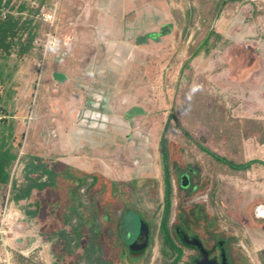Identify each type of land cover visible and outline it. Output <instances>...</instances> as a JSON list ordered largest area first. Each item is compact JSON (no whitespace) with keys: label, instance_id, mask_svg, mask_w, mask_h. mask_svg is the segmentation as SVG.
<instances>
[{"label":"rangeland","instance_id":"obj_1","mask_svg":"<svg viewBox=\"0 0 264 264\" xmlns=\"http://www.w3.org/2000/svg\"><path fill=\"white\" fill-rule=\"evenodd\" d=\"M25 1L37 5L36 0ZM88 1L49 0L40 8L37 15L42 27L39 37L34 42V48L21 59H18L15 53L7 60L0 58V62L7 61L2 73H0V117L4 116L3 119L10 120L6 115L14 114L17 119L20 116L24 117L25 124H28L27 120L32 112V99L38 86L41 63L45 56L46 33L49 30V25L43 20L42 13L60 3L57 19L61 17L62 22H64L66 21V14H62V11L71 7L74 9L77 7V11H80L85 3H89ZM98 1L90 0V3L95 4ZM215 2L216 0H147V2L134 0V7L143 3H151L156 7L155 11L161 15L158 19H152L151 9H148L145 16H147L148 22L153 24L152 29L160 31V35L155 40L149 37L147 46L135 48L132 53L134 58L131 66L120 68L122 72L118 77L116 76L115 80H117L118 86L124 90L122 94L118 93L122 91H116L115 97L120 94L116 101L119 107L120 104L123 106L122 103H125L122 110L129 107L132 109V116L137 118V120L132 121L133 124L135 122L140 129L148 132L151 143L154 137L163 133L169 112H174L175 118L170 120V125L166 131V136L172 141L174 148V153L169 154L168 163L172 166L173 154L176 153L177 158L181 161L180 165L183 163L198 165L199 174L193 176V179L195 182L199 180L201 185L196 192L198 197L195 199L196 201H204L207 198L205 201L209 206L208 210L217 218L216 231L219 232L217 236H221L224 232L228 238L235 237V241L248 255L252 264H264V229L257 227L252 215L253 204L257 201H264V164L254 163L246 170H233L228 165L221 164L199 147V145H203L235 162L250 160L264 162V89L258 90L257 97L250 98L251 100L248 97L250 91L244 95L243 91L239 90L240 93L238 91L237 95L231 96L232 86L223 82L222 77H217L218 73L225 68V64L219 60V55L221 51L225 50V46L238 40L236 37L223 42L209 54L200 53L201 56L194 61L196 63L209 61L210 65L206 71H195L193 59L189 63L186 62L189 56L190 42L194 48L199 45L209 30H221L222 28L216 26L215 23L225 12L229 14L227 19L232 18L233 21V23L228 24V28L232 26L236 28L241 24L243 25L242 13H244L245 8L248 6L251 9L254 8L251 12L255 13V18L245 21L247 35L239 41L249 43L253 47V41L259 36L264 39V0H230L217 17L215 16L218 8H216ZM189 7L195 8L194 26L190 29L188 39H185L183 36L185 21L183 19L185 18V11ZM143 11L146 12L145 9ZM77 13H75L74 19L82 17L80 15L77 17ZM97 16L98 14L95 12L90 15L93 24L98 23L99 18ZM129 16L134 17V13H130ZM163 24H170L169 29L163 30L161 28ZM98 27L100 28V26ZM149 28L151 29V27ZM56 29L55 24V35ZM58 29L59 32L63 31L62 34L67 33V29L64 30L59 26ZM240 32L245 31L241 30ZM195 33L196 37L192 40ZM58 44L59 39L56 42V49H59V47L57 48ZM173 47L176 48L171 51ZM55 48H50L49 52L54 54ZM259 51L258 48L254 54L253 50L250 58L254 59ZM260 56L261 58H255L256 66L260 63L264 66L263 46ZM49 60L48 58L46 61V67ZM76 76V78L72 77L71 79L74 83L81 81L78 76H82V74L79 73ZM86 76L96 77V73ZM42 81H45V75H43ZM94 83L95 81L92 82V84ZM12 96L14 98H11ZM53 109L59 114L57 106ZM22 131V136L14 140L13 144L25 162L32 157H42V155L46 157L48 162L77 158L79 161L88 162V167H91L90 170H93L92 168H98L101 171L110 169V176L112 175L117 180L130 182L133 189L128 186L129 198L131 197L134 206L151 218L153 227L152 246L142 264H166L170 261L171 258L166 257L162 251V236L158 232L163 215V176L160 162L157 161L159 160L156 155L158 154L157 149H149L156 155H154L152 171L157 183H151L150 180L148 183L139 180L138 186L131 180L138 172L134 161L129 159L123 149L116 147L112 149H69L66 152L61 149H43V146L40 145L36 149L33 147L23 149L26 137H28L25 125ZM31 132L32 130L29 129L28 133ZM56 143L59 144L58 140ZM178 149L181 151L178 152ZM169 152L171 153V151ZM171 174L174 183L172 171ZM22 178L24 181V177ZM214 180L217 187L214 199H212L211 188ZM9 189V183L0 185V206L4 204L7 195L11 197ZM180 194L183 195L184 192L180 191ZM175 196L174 193L170 224L173 220L176 204ZM199 196L202 197L199 198ZM15 203V207L22 209V213L25 214L23 206H26V202L23 204V202L16 201ZM25 216V218L17 221L12 220L6 225L7 233L3 238L5 239V246L12 253V262L14 264H49L51 262L50 264H52L55 261V252H58L60 248L54 239H47L40 233V230L43 226L50 227V225L55 224V219L52 221L50 219V222L43 221L42 224L30 219L27 215ZM13 222L14 225L11 227ZM126 223L130 232L137 230L138 223L135 215L128 214ZM200 223L204 227L206 221L201 220ZM5 246L2 247L0 241V255L3 254L2 251ZM170 253L171 251L168 250V255ZM189 254L191 251L185 249L182 258L188 259L187 255Z\"/></svg>","mask_w":264,"mask_h":264},{"label":"crops","instance_id":"obj_2","mask_svg":"<svg viewBox=\"0 0 264 264\" xmlns=\"http://www.w3.org/2000/svg\"><path fill=\"white\" fill-rule=\"evenodd\" d=\"M133 1L99 0L98 3L92 4L89 0V3H85L80 11H77V7L62 11V14H66V21L62 22V18L59 17L56 23V37L59 39L57 48L59 47V49L55 48L54 54L49 52L46 55L44 65L40 71L38 86L32 99V112L27 120L28 126L22 116L17 119L14 114L6 115L10 120L3 119L4 116L0 117V128H6L9 124L12 125V138L14 140L22 136V128L25 125L28 137H26L23 149H30V147L36 149L40 145L43 146V149H61L63 151H69V149H112L113 147L124 150L126 149L125 138L127 134L123 133L116 136L115 126L111 125L115 123V120L118 121L117 124L122 123L129 131L139 130L145 137L148 149H157V153L161 149L160 140L163 133L154 137L151 143L148 132L140 129L135 122L133 124L132 121L137 120V118L132 116V109L129 107L130 109L122 110L125 103H122L123 106L120 104V108L116 102L117 97L124 90V88L118 86L117 80H115L116 76L118 77L122 72L120 68L131 66L134 58L132 53L135 48L147 46L146 43L149 37L155 40L160 35V31L152 29L153 24L149 23L147 16H145L148 9H151L152 19H158L161 15L155 11L156 7L151 3H143L138 7H134ZM141 1L143 2V0ZM144 1L147 2V0ZM59 7L60 3H58ZM144 9L146 12L143 11ZM93 12L98 14L99 20L96 24H93V20L90 18ZM75 13L78 14L77 17L79 15L82 17L74 19ZM130 13H134V17H130ZM228 15V12H225L223 16L221 15L217 19L215 25L222 29L216 30L223 35L224 42L232 37H236L238 40L231 42L225 46V50L221 51L219 60L225 64V68L218 73L217 77H222L223 82H227L229 86H232L231 96L237 95L239 90H242L244 95L247 91H250L248 97L252 99L257 97L258 90L264 89V66L262 63L258 66L255 65V58H261L264 39L259 36L253 41V47L249 43L240 42L239 40L244 39L247 35L246 23L242 19L243 25L228 28V24L233 23L232 18L227 19ZM58 26L64 30L67 29V33L62 34L63 31L59 32ZM169 27L170 24H163L161 28L168 30ZM240 29L245 32L241 33ZM175 48L173 47L171 51ZM258 48L260 51L257 56L251 59L250 54H253V50L255 54ZM200 56L201 54L193 58V66L195 71L204 72L209 67L210 62L196 63L194 60H198ZM48 58L50 60L46 67L45 64ZM55 72H61L65 75V78L57 80L53 76ZM84 72L85 75L83 76ZM79 73L82 74V76H78L81 81L74 83L71 79L72 77L76 78ZM93 73H96V77L86 76ZM43 75H45V81H42ZM93 81H95L94 84H92ZM116 91L122 92H118L120 94L115 97ZM56 106L59 108V114L53 109ZM90 108L98 111L95 116L88 115L91 112ZM106 108L109 109L113 119L108 126L109 139L104 138L103 140V136L100 137L92 132L97 127L98 114H102L106 111ZM103 122L105 123L106 120L103 119ZM29 129L32 130L31 133H28ZM57 140L59 144L56 143ZM156 155L158 156V154ZM42 157L46 159L44 155ZM60 160L76 167L91 169V167H88V162L79 161L77 158H70L71 161ZM157 161L159 162V160ZM92 169L105 174L111 173L110 169L104 171L98 168ZM112 178L117 180L114 177ZM19 202L24 204L25 200ZM23 207L25 209V206ZM20 210L22 211V209ZM25 215L27 214L25 213Z\"/></svg>","mask_w":264,"mask_h":264},{"label":"trees","instance_id":"obj_3","mask_svg":"<svg viewBox=\"0 0 264 264\" xmlns=\"http://www.w3.org/2000/svg\"><path fill=\"white\" fill-rule=\"evenodd\" d=\"M36 1L37 5L25 0H0V58L3 60H7L14 53L21 59L34 48V42L39 37L42 27L37 15L40 8L49 0ZM229 1L216 0L215 6L218 11L215 17ZM252 10L254 8L251 9L249 6L245 8L242 13L243 21L255 18ZM194 11V7H189L185 11L183 19L185 39H188L190 29L194 26ZM195 37L196 33L192 40ZM223 42L222 34L214 29L209 30L196 47L193 48L190 42L186 62L189 63L201 52L210 53ZM5 62H0V73ZM173 118L175 114L171 112L160 140L165 160L169 159L168 149H174L172 141L166 136L170 120ZM12 137L11 124L6 128H0V185L9 182L10 167L19 155ZM199 147L233 170H246L254 163L264 164L260 160L235 162L203 145ZM170 176L171 171L167 165L163 209L165 216L161 227L164 241L173 242L168 226L172 204ZM23 177L22 183H12L11 198L14 201L25 200V213L38 223L43 224V221L55 219V224L50 227L43 226L40 230L47 239H54L60 248L55 252V261L52 264H142L152 246L153 233L147 250H130L128 247L133 235L131 233H134L128 230L126 223V217L130 214L129 207H133L128 192L129 187L133 189L130 182L115 180L104 172L76 167L65 161L48 162L47 159L38 156L25 162ZM216 187L214 180L211 188L212 199Z\"/></svg>","mask_w":264,"mask_h":264},{"label":"flooded vegetation","instance_id":"obj_4","mask_svg":"<svg viewBox=\"0 0 264 264\" xmlns=\"http://www.w3.org/2000/svg\"><path fill=\"white\" fill-rule=\"evenodd\" d=\"M90 110L91 112H89L88 115L91 114L92 116H95V113L98 112L94 108H90ZM98 116L99 120H97V127L92 133L97 134L100 137L103 136V140L104 138L108 140L110 134L108 126L111 124L110 121L113 117L111 116L108 108H106V111L102 114H98ZM103 119L106 120L105 123L103 122ZM117 122L118 121L115 120V123L111 125L115 126L116 136L122 135L123 133L125 135L127 134L125 138L126 149L124 150L129 159L134 161L138 171L137 175L131 180L138 186L139 180H143L147 183L148 180H150L151 183L156 184L157 180L152 171L154 165V155L148 149L145 137L139 130L129 131L122 125V123L117 124ZM169 151H171V155L174 149ZM177 151L180 152L181 150L178 149ZM175 154H173L172 166H170L168 163L169 159H164L162 150L159 149L158 151L160 169H162L163 176V209L165 201V167L167 165H169L175 181L174 184L172 182V177L170 176L172 184V198L173 194H176L173 220L170 224L169 217L168 222L173 242L164 241L163 238V229L161 224L163 217L165 216L164 210L158 228V232L161 234L163 241L162 251L165 253L166 257L171 258L166 264H252L248 255L235 241V237L228 238L224 235V232H222L221 236H217L219 233L216 231L218 224L217 218L208 210L209 206L205 201L207 198L205 197L206 199H204V201H196L195 199V197H198L196 192L199 190L201 184L199 180L195 182L193 176L199 174L200 168L198 165H190L189 163L183 162V164L180 165L181 161L177 158V154ZM180 191L184 192V194L181 195ZM206 196L208 197V194ZM201 197L202 196H199V198ZM130 202L133 206L129 207L130 214L139 215L147 223L149 227V237L145 245H142L140 240H136L131 243L137 232V230H135L128 242V247L130 250L142 249L145 251L149 248L151 242V236L153 233L152 221L147 214L141 211L138 207L134 206L131 199ZM252 215L254 216V221L257 223V227L264 229V201H257L253 204ZM201 220L206 221L204 227H202V223H200ZM185 249L191 251V254L187 255L189 257L188 259L182 258ZM168 250L171 251L170 255H168Z\"/></svg>","mask_w":264,"mask_h":264},{"label":"built area","instance_id":"obj_5","mask_svg":"<svg viewBox=\"0 0 264 264\" xmlns=\"http://www.w3.org/2000/svg\"><path fill=\"white\" fill-rule=\"evenodd\" d=\"M57 10L58 6H52L49 8L47 12H43V20L49 25V30L46 33V43L44 45V52L45 56L49 52L50 48H55L57 38L54 32V27L56 24L57 19ZM37 42V41H36ZM43 57L44 59L42 60L41 63V69L42 66L44 65V61L46 57ZM219 92V91H218ZM221 93V92H220ZM25 168V162L22 160L21 155H18L17 159L14 162V165L10 167V189L9 193H11V187L12 183L16 182L17 184H20L23 182V171ZM8 193V194H9ZM15 201L10 197V195H7L6 200L3 205L0 206V241H1V246H5V239L3 238L4 235L7 233V226L12 220H19L25 218V214L22 213L20 209H17ZM14 221V222H15ZM14 222L11 224V227L14 225ZM3 254L0 255V264H14L12 262V253L9 252L7 249V246L4 247V250L2 251ZM22 254L25 255L23 251H21ZM51 262H49L50 264Z\"/></svg>","mask_w":264,"mask_h":264},{"label":"water","instance_id":"obj_6","mask_svg":"<svg viewBox=\"0 0 264 264\" xmlns=\"http://www.w3.org/2000/svg\"><path fill=\"white\" fill-rule=\"evenodd\" d=\"M53 76L57 80L65 78V75L62 74L61 72H55ZM257 216H258V214H257ZM135 217H136V220L138 223V227H137L136 235L134 236L131 243L133 241L135 242L136 240H140L141 244L145 245L147 243V239L149 237V227H148L147 223L139 215L135 214ZM131 243H130V245H131Z\"/></svg>","mask_w":264,"mask_h":264}]
</instances>
